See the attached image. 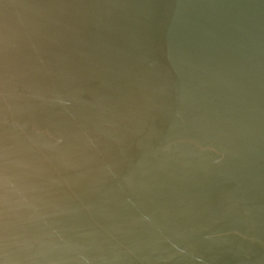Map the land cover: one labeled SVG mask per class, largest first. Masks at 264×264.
<instances>
[{"label": "water", "instance_id": "95a60500", "mask_svg": "<svg viewBox=\"0 0 264 264\" xmlns=\"http://www.w3.org/2000/svg\"><path fill=\"white\" fill-rule=\"evenodd\" d=\"M0 264H264V0H0Z\"/></svg>", "mask_w": 264, "mask_h": 264}]
</instances>
